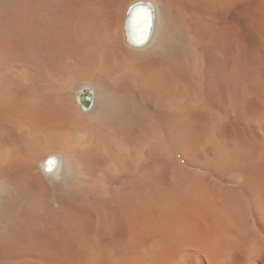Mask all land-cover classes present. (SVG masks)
<instances>
[{"label":"bare ground","instance_id":"bare-ground-1","mask_svg":"<svg viewBox=\"0 0 264 264\" xmlns=\"http://www.w3.org/2000/svg\"><path fill=\"white\" fill-rule=\"evenodd\" d=\"M0 264H264V0H0Z\"/></svg>","mask_w":264,"mask_h":264},{"label":"snow or ice","instance_id":"snow-or-ice-1","mask_svg":"<svg viewBox=\"0 0 264 264\" xmlns=\"http://www.w3.org/2000/svg\"><path fill=\"white\" fill-rule=\"evenodd\" d=\"M146 17H147V19L150 20V19H151V13H150V12H147V13H146ZM149 27H150V25H149ZM49 161H50V160H49ZM49 161H48V162H49ZM52 170H53L52 167H48V171H52Z\"/></svg>","mask_w":264,"mask_h":264},{"label":"clouds","instance_id":"clouds-1","mask_svg":"<svg viewBox=\"0 0 264 264\" xmlns=\"http://www.w3.org/2000/svg\"><path fill=\"white\" fill-rule=\"evenodd\" d=\"M53 164H54V161L50 160V161L48 162V167H52Z\"/></svg>","mask_w":264,"mask_h":264}]
</instances>
